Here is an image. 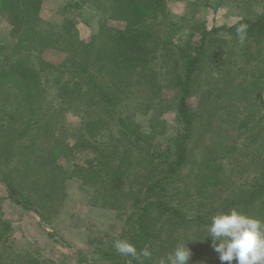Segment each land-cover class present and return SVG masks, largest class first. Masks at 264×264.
I'll return each mask as SVG.
<instances>
[{
    "label": "trees",
    "instance_id": "16d2710c",
    "mask_svg": "<svg viewBox=\"0 0 264 264\" xmlns=\"http://www.w3.org/2000/svg\"><path fill=\"white\" fill-rule=\"evenodd\" d=\"M102 3L101 13L122 21L124 26L108 30L103 25L99 34L85 41L78 36L71 18L40 31L36 29L43 22L42 0H0V15L12 27L16 48H29L39 39L40 42L54 39L55 46H61L68 53L66 61L50 65L63 76L57 83L59 106L43 109L41 101L45 96L40 70L22 56L7 52L9 46L0 42V134L4 143L0 146V169L2 163L10 168L15 162L14 169L0 170V179L12 195H25L35 205L33 208L47 219L45 207L35 204L34 200H43L44 196L57 198L55 189L65 184L68 173L65 162L62 164L63 158L75 150L90 149L88 160L75 168L80 174L91 175L89 180L83 179L93 188L105 195L115 194L111 197L112 208L123 209L114 200L120 205L125 202V196L134 189L127 186L128 182L137 181L140 187L133 204L136 210L132 219L133 244L138 249L149 248L152 256L147 260L129 256L131 264H162L178 244H188L192 252L190 264H209L212 259L221 264L211 237L204 234L203 240L199 237L194 240L189 232L197 226H204L201 228L208 231L211 217L233 208L264 220V108H260L256 95L264 79V10L245 15L228 28L205 30L184 43H176L167 39L166 42L163 36L169 22L166 0ZM241 24L248 26L243 43L236 34ZM225 29L233 33V44L229 46L227 41L218 44L219 38L214 37ZM220 46L232 48L231 53L240 49L242 56L224 62L218 50ZM157 56H163L165 61L159 70L152 65ZM206 62L208 96L212 100L196 108L190 99L205 92L200 85ZM160 75L166 78L160 80ZM166 87L172 90L168 99L163 92ZM142 91L145 98L140 102V110L131 104ZM241 102L248 104L245 108L248 112L242 118L230 119L229 112L239 108ZM63 107L79 116L76 123L63 124L60 134L72 135L68 137L57 134L52 126L55 113L50 111ZM165 107L176 111L182 128L179 134L171 136L170 149L166 150L159 139L162 132L157 130ZM221 109L228 112L222 113ZM139 110L148 116V127L140 125L136 117ZM15 113L19 119L14 117ZM217 118L226 124L215 126ZM231 129L238 135L235 139L232 137L235 133L229 132ZM68 130L76 133L64 134ZM246 130L250 132L245 138L248 141L245 145L250 147L246 155L254 160L258 175L252 176L231 198L218 193L219 197L209 199L211 204L203 208L189 204L185 195L205 192L209 195L208 188L221 179V161L230 157L229 152L235 148L229 149L230 145H226L237 144ZM214 134L218 135L219 142ZM198 146L207 152L205 161L196 168ZM32 163L38 166L39 173L46 174L44 182L41 176L32 178L29 174ZM190 164L194 167L191 175L195 187L184 185V171ZM29 179L36 184L33 194L23 191ZM165 191L170 194L168 200L159 199L157 196ZM149 216L153 218L151 226ZM179 232L184 237L178 236ZM113 257V263L127 264V259ZM23 264H40V260L30 255Z\"/></svg>",
    "mask_w": 264,
    "mask_h": 264
},
{
    "label": "rangeland",
    "instance_id": "374dc122",
    "mask_svg": "<svg viewBox=\"0 0 264 264\" xmlns=\"http://www.w3.org/2000/svg\"><path fill=\"white\" fill-rule=\"evenodd\" d=\"M108 1L42 0L40 17L43 22H40L36 29L40 31V29L49 28L50 25L55 23H63L65 18H71L78 31V36L88 41L92 36L101 32L103 25L108 30L124 26L122 21L112 18L108 14L103 15L101 13L102 7H100V4H103L102 2L106 4ZM166 3L169 22L164 27L163 36L165 41L167 39V41L171 40L176 43H184L191 36H194V34L198 36L205 30L228 28L233 26L243 16L264 10V0H166ZM11 28V25L5 20L3 15H0V42L9 46L7 52H13L14 56H22L26 61L31 62L38 71L40 70L45 96L42 97L41 101L43 109H47L49 105L55 104V107H58L59 102L56 97L58 92L57 83L60 79H63V76L60 71L51 69L52 66L50 65H58L66 61L68 57L67 51L61 49V46L56 47L54 39H47L41 42L39 39L36 43H31L29 48L24 47L19 50L15 47L16 38L12 37ZM214 37L219 38L218 44H222L225 41H227L228 46L233 44V33H230L226 29L221 30ZM231 49L221 46L218 48L223 54L222 60H225L224 62H229L230 59L242 56L240 49L232 53ZM7 52H4V54H7ZM164 64L163 56H157L152 63L155 70L156 68L159 70ZM207 64L206 62L202 68L205 76L202 78L200 85V89L205 88V92L197 93L190 99L191 105L196 106V108H202L201 106L207 104L208 99L212 100L208 96L210 84L206 82V76L207 78L209 77V66ZM164 78H166L164 75L159 76L160 80ZM163 92L167 99L171 98L172 90L169 87H166ZM256 95H258L257 102L260 108H264V79L262 87ZM144 98L145 92H138L136 100L131 104L132 107L139 109L141 106L140 102ZM246 106H248L246 102H241L240 107L236 108L237 110L229 112V118H242L248 112L245 110ZM63 108L61 110L54 109L50 111V113H55L52 126L56 128L57 134L63 131L64 125L76 123L79 117L73 111V113L68 111V107ZM140 110L136 117L143 128L148 127V116L143 115L142 111L140 113ZM160 111L161 109H159ZM220 111L222 113L228 112L225 109H221ZM14 117L16 119L20 118L16 113ZM1 122L0 120V124ZM218 124H226V121L217 118L215 126ZM229 124L227 125L229 126ZM157 130L162 132L159 135V139L162 142L164 150H166L170 146L171 136H175L182 131L178 115L173 108L165 107L159 117ZM229 132L235 133L232 135L233 139L238 136L233 129ZM68 133L74 134L76 132L75 130L71 132L68 130L64 134ZM244 134L241 135L244 137L240 136L238 138L237 144L232 145L231 143L226 145H230L229 149L231 147L235 148L229 152L230 157H225L221 161V179L214 186L208 188L209 195L208 192H205L203 195H196L194 193L185 195L184 192L189 204H196L198 208H203L207 204H211L209 199H217L219 197L217 196L218 193L222 197L231 198L233 194L238 192L240 187H244L243 185L246 182L252 180V176L258 175L259 171L253 163L254 160H251L246 155L250 147L245 145V142H248L245 138L250 135V132L246 130ZM61 136L68 137L72 135ZM214 136H216V142H219L218 135L214 134ZM2 141V135L0 134V146L4 144ZM21 142L19 140L18 144ZM18 144L16 148L19 147ZM198 149L195 158L197 161L199 159V164L196 168L203 162L207 152L202 146H198ZM88 150L90 149L75 150L71 155L69 154L63 158L62 164L65 162L68 173L67 175L65 174V184L62 185L61 183V186L55 189L57 198L55 196L54 199H47L44 196L43 200H39V198L34 200L35 204L43 206V208L45 207L44 210L46 211L44 213L47 219L34 209L36 208L35 205L29 203L30 200L25 195H12L6 183L0 179V262L23 264L24 259L30 255L39 259L40 264H116L111 261L114 259V255L122 259H129V256L118 254L113 245L116 240L120 239H126L133 243L135 233L132 229V219L136 211L133 204L137 195L135 193H137L140 187L137 181L128 182L127 186L130 185L134 188L132 193L129 192L128 196H125V202L122 205L114 200V203L123 209L112 208L111 200L113 199L111 197L115 196V194L109 193L110 195H105L103 191L97 190L95 187L93 188L89 182L83 179L85 177L89 180L91 175L87 172L80 174V171L75 168L78 163L83 164L88 160V154H91V152L87 153ZM242 153H245V155L242 156ZM11 165L12 167L10 168L14 169L15 162L11 163ZM31 165L32 169L29 171V174L32 178L41 176V182H44L46 174L44 176V174L39 173L38 166L34 163ZM134 166H138L136 161L134 162ZM54 167L58 168L55 164ZM191 167H193L192 164L184 171L186 175L184 185L195 187L194 177L192 180L191 172L193 173V171ZM10 168L2 163L0 170L5 172L7 169L10 171ZM59 173L62 175V172L59 171ZM35 187L36 184L31 183L29 179L26 181L23 191L33 194ZM130 195L132 196L130 197ZM169 196L170 194L165 191L157 197L168 200ZM107 197L109 198L107 199ZM196 212L197 210H195ZM147 220L151 226L153 218L149 216ZM201 227L204 226H197L189 232L192 233L194 240H197L198 237L201 240L202 235L208 234V231L205 232ZM198 229L200 231L197 232ZM179 235L184 237V234L181 232L178 233ZM127 264H131V262L128 260ZM209 264L220 263L212 259V262Z\"/></svg>",
    "mask_w": 264,
    "mask_h": 264
},
{
    "label": "clouds",
    "instance_id": "9594fccd",
    "mask_svg": "<svg viewBox=\"0 0 264 264\" xmlns=\"http://www.w3.org/2000/svg\"><path fill=\"white\" fill-rule=\"evenodd\" d=\"M247 27L241 24L236 28L241 43L246 39ZM208 236L221 264H264V220L233 208L211 217ZM113 247L121 256L146 260L152 256L149 248L138 249L126 239L116 240ZM191 255L188 244H178L162 264H190Z\"/></svg>",
    "mask_w": 264,
    "mask_h": 264
}]
</instances>
